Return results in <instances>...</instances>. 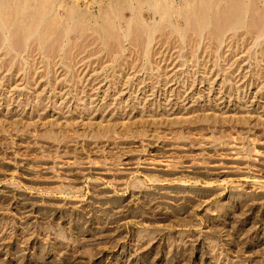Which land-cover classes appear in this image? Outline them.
I'll use <instances>...</instances> for the list:
<instances>
[{"label": "rangeland", "instance_id": "rangeland-1", "mask_svg": "<svg viewBox=\"0 0 264 264\" xmlns=\"http://www.w3.org/2000/svg\"><path fill=\"white\" fill-rule=\"evenodd\" d=\"M0 264H264V0H0Z\"/></svg>", "mask_w": 264, "mask_h": 264}, {"label": "bare ground", "instance_id": "bare-ground-1", "mask_svg": "<svg viewBox=\"0 0 264 264\" xmlns=\"http://www.w3.org/2000/svg\"><path fill=\"white\" fill-rule=\"evenodd\" d=\"M5 37V36H4Z\"/></svg>", "mask_w": 264, "mask_h": 264}]
</instances>
